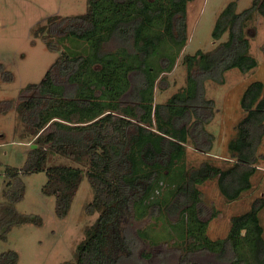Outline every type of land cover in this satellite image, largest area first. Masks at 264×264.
I'll return each mask as SVG.
<instances>
[{
	"label": "trees",
	"instance_id": "1",
	"mask_svg": "<svg viewBox=\"0 0 264 264\" xmlns=\"http://www.w3.org/2000/svg\"><path fill=\"white\" fill-rule=\"evenodd\" d=\"M191 1L87 0L86 12L50 16L47 24L34 30L36 35H47L51 49H59L52 40L58 35L62 43L69 40L81 47L61 50L43 79L27 86L33 95L19 108L36 134V142L22 169H7L19 184L17 191L5 190L4 194L11 204L22 199L21 172L45 170L48 180L43 192L56 196L55 212L63 218L84 173L87 175L94 190L87 209L98 216L87 228L71 264H137L138 241L131 222L155 208L167 214L172 209L179 211L181 222L176 227H182L178 237L185 251L181 264H205L190 259V255L203 252L215 255L221 263L264 264L263 196L256 198L249 210L232 217L224 238L212 240L186 233L191 228L187 212H198L202 201L199 185L216 179L227 201L253 187L264 135V81L249 83L243 92L244 116L228 143L231 155L224 159L227 164L204 161L190 170H184L183 164L189 139L202 151L212 148L214 136L206 124L214 116L215 104L204 96L203 81L222 83L225 71L238 68L246 72L258 64L250 53L246 28L255 15L264 16V0H253L241 12L235 1L230 2L217 18L212 34L220 40L226 33L227 39L212 51L185 54L186 85L166 102L155 103L160 73L173 69L187 44ZM111 41L117 46L105 50ZM60 76L67 84L58 81ZM69 85L73 89H68ZM50 151L71 157L86 169L64 163L48 166ZM6 185L9 189L11 181ZM164 187L166 193L160 199L157 195ZM11 214L3 213L0 219L5 223L0 234L3 239L13 224L32 219L41 222L37 216L12 220ZM201 224V230L205 229L206 223ZM137 233L145 236L141 230ZM18 260L15 250L0 253V264H17Z\"/></svg>",
	"mask_w": 264,
	"mask_h": 264
},
{
	"label": "rangeland",
	"instance_id": "2",
	"mask_svg": "<svg viewBox=\"0 0 264 264\" xmlns=\"http://www.w3.org/2000/svg\"><path fill=\"white\" fill-rule=\"evenodd\" d=\"M232 1L236 2L238 12L249 8L253 3V0L189 2L187 44L181 49L173 69L160 73L155 87V103L166 102L186 85L187 69L183 64L185 54H193L197 50L212 51L227 39L226 33L220 40H215L212 34L220 13ZM86 9L87 0H0V219L6 212L12 213V220L35 216L41 219V222L31 218L30 221L13 224L7 233V239L0 237V253L17 251V264L73 263L78 245L86 238L87 228L98 216V212L91 213L87 209L94 198V190L85 173L70 211L63 218L58 217L55 212L56 196L43 192L48 180L45 170L30 174L21 172L19 178L25 188L22 199L11 204L4 194L5 190L17 191L19 184V179L9 177L7 169H22L36 142V134L19 108L23 100L33 95V91L27 90V86L43 79L58 59L61 50L81 47L69 40L62 43V38L58 35L52 40L59 45V49H51L46 41L47 35H36L34 30L47 24L50 16H74L86 12ZM246 34L251 43L250 53L258 64L246 72L238 68L225 71L222 83L211 79L203 81L204 96L213 99L215 104L214 116L206 124V129L214 136L212 148L209 152L202 151L189 139L183 161L184 170L196 168L204 161L217 165L227 164L224 159H229L231 155L228 143L236 136L237 124L244 116L241 104L243 92L249 83L264 81V16L255 15L246 28ZM115 46L116 41L108 42L105 50H112ZM11 74L12 78L9 79ZM58 81L67 84L62 76ZM68 89L73 87L69 85ZM258 156L256 164L259 169L252 177L253 187L234 201L225 199L216 179L199 185L202 201L198 212L196 209H189L187 212V221L191 227L188 231L186 229L188 236L206 235L212 240L226 237L232 217L249 210L256 198L264 197V135L258 147ZM58 163L86 169L71 157L50 151L47 165ZM6 180L11 181L9 189ZM167 180L170 181V177ZM166 189L161 188L158 198H163ZM196 214L200 220L198 222ZM179 215L176 209L167 214L155 208L141 218H133L132 230L138 241L137 264H181L180 259L185 251L181 247L182 239L178 237L182 227L179 230L176 227L181 222ZM260 218L264 226V209L260 212ZM201 222L206 223L203 230ZM4 228L5 223L0 220V234ZM137 230L143 231L146 237L142 234L144 237L141 238ZM149 255L152 256L148 259ZM190 257L205 264H227L219 262L215 255L204 252L194 253Z\"/></svg>",
	"mask_w": 264,
	"mask_h": 264
},
{
	"label": "flooded vegetation",
	"instance_id": "3",
	"mask_svg": "<svg viewBox=\"0 0 264 264\" xmlns=\"http://www.w3.org/2000/svg\"><path fill=\"white\" fill-rule=\"evenodd\" d=\"M199 207H200V203H199V205H198ZM199 207H198V210H199ZM169 213V212H168ZM150 256H152V255H150ZM150 256H148V258H150Z\"/></svg>",
	"mask_w": 264,
	"mask_h": 264
}]
</instances>
